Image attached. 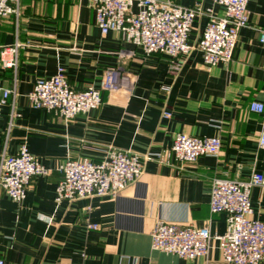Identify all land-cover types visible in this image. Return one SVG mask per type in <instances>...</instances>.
Returning a JSON list of instances; mask_svg holds the SVG:
<instances>
[{"label":"crops","instance_id":"crops-1","mask_svg":"<svg viewBox=\"0 0 264 264\" xmlns=\"http://www.w3.org/2000/svg\"><path fill=\"white\" fill-rule=\"evenodd\" d=\"M197 1L205 11L223 14L213 0H175L183 6ZM20 4L17 20L0 17V51L20 44L16 70L5 67L0 56V84L11 87L16 79L17 113L10 126L11 106H0V153L5 144L7 153L14 154L25 143L51 171L33 177L20 202L0 190V257L5 264H227L215 239L205 257L188 259L153 249L150 232L161 219L223 234L226 215L209 210L211 180L264 175V148L257 144L262 116L249 109L253 101L264 103V46L258 41L264 0L248 1V24L238 32L232 60L211 67L197 49L176 58L145 54L117 32L101 34L92 0ZM205 22V14L195 18L190 43ZM172 62L180 63L178 70ZM116 66L136 76L133 88L103 91L101 105L87 114L64 119L28 100L34 81L51 77L58 67L71 86L84 89L98 87L103 70ZM179 132L218 136L219 154L183 164L159 162L154 155L170 147ZM109 145L151 154L139 181L117 197L56 202L61 179L56 168L67 158L99 161ZM250 201L252 217L264 221V188L253 186Z\"/></svg>","mask_w":264,"mask_h":264},{"label":"built area","instance_id":"built-area-1","mask_svg":"<svg viewBox=\"0 0 264 264\" xmlns=\"http://www.w3.org/2000/svg\"><path fill=\"white\" fill-rule=\"evenodd\" d=\"M223 7L221 16L205 11L201 2L183 6L175 0H92L95 24L101 34L117 32L121 40L142 49L145 54L160 53L171 58L186 56L197 49L206 67L232 60L239 30L247 26L249 0H213ZM21 14L20 0H0V17ZM205 14V25L194 43L188 41L192 23ZM258 41L264 46V29L259 30ZM19 43L5 46L0 51L5 67L16 70ZM174 70L180 63L172 62ZM136 76L122 67L105 68L98 87L76 89L67 80L63 67H58L49 78H37L27 97L34 108L43 109L64 119H73L98 108L102 92H130ZM0 84V106L10 104V126L15 112V88ZM251 111L262 116L257 144L264 148V103L251 102ZM170 116V112H163ZM221 140L218 136H196L179 132L170 147L154 156L161 163L171 160L179 164L194 162L204 155L217 156ZM151 154H137L109 145L104 157L95 161L87 157L67 158L56 170L61 174L54 193V200H75L94 196L117 197L127 186L139 181L144 163ZM50 169L43 166L22 143L18 151L9 154L6 144L0 153V190L12 200L20 202L33 177L48 175ZM259 185L264 188V175L253 173L247 180L214 177L211 180L209 210L226 215L223 234H211L206 226H178L157 219L151 232V247L173 253L182 258L205 257L210 240L217 241L222 260L227 264H260L264 259V221L252 217L250 190ZM96 228V224H87ZM0 264H5L0 257Z\"/></svg>","mask_w":264,"mask_h":264}]
</instances>
